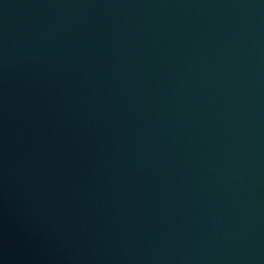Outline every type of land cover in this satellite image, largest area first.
Listing matches in <instances>:
<instances>
[{"label": "water", "instance_id": "water-1", "mask_svg": "<svg viewBox=\"0 0 264 264\" xmlns=\"http://www.w3.org/2000/svg\"><path fill=\"white\" fill-rule=\"evenodd\" d=\"M0 264H264V0H0Z\"/></svg>", "mask_w": 264, "mask_h": 264}]
</instances>
